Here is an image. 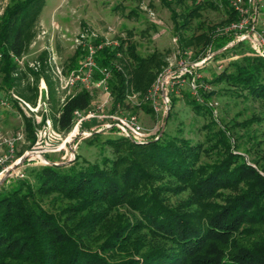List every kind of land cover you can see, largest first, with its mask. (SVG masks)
Returning <instances> with one entry per match:
<instances>
[{
  "label": "trees",
  "instance_id": "16d2710c",
  "mask_svg": "<svg viewBox=\"0 0 264 264\" xmlns=\"http://www.w3.org/2000/svg\"><path fill=\"white\" fill-rule=\"evenodd\" d=\"M42 2L14 0L0 16V89L14 87L31 102L36 99V87L22 84L26 73L13 75L16 64L11 54L20 56L26 50ZM230 13L236 15L233 20L240 18L233 8ZM234 39L236 33L222 31L213 33L208 43L214 51L224 47L229 51L244 41ZM115 48L99 49L96 60L110 68L113 102L123 104L130 79L113 66ZM252 50L251 55L229 62L212 81L227 83L236 96L264 102V56L255 47ZM130 54L150 74L148 82L138 85L137 81L135 87L146 91L154 76L149 64H154L155 54ZM38 58L44 60L45 52ZM29 73L35 82L44 77L49 99L54 100L55 84L45 67ZM213 94H186L185 99L194 113L211 115L202 125L206 131L213 128L204 133L205 146L179 135L180 129L178 135L169 134L166 123L142 141L111 127L100 131L114 130L118 135L99 139L115 155L85 159L76 152L79 141L68 162H41L27 177L9 184L5 179L0 184V264H264V162L235 152L228 129L217 125L212 116ZM91 99L85 88L66 96L56 112H50L54 127L68 131L73 111L87 109ZM169 102L172 105L174 98ZM143 106L152 111L149 104ZM253 119L240 125L249 126ZM25 123L32 130L30 120ZM214 150L220 152L219 158L202 159ZM156 171L187 183L196 201L183 210L166 204L159 186L149 185ZM125 207L134 218L121 215L112 226L104 227L113 211ZM249 235L256 238L243 242L241 238Z\"/></svg>",
  "mask_w": 264,
  "mask_h": 264
},
{
  "label": "rangeland",
  "instance_id": "374dc122",
  "mask_svg": "<svg viewBox=\"0 0 264 264\" xmlns=\"http://www.w3.org/2000/svg\"><path fill=\"white\" fill-rule=\"evenodd\" d=\"M12 1L14 0H0V16L5 13V9ZM234 1L43 0L37 21L32 29L33 36L24 55L30 61L36 59L42 50H51L57 62L65 69H69L78 65L87 43L98 44L103 38L108 37L117 42L114 46L116 48L112 59L113 66L130 79L123 104H114L111 92L107 94L93 86L86 88L78 85L72 89V93L81 88L89 90L92 95L91 107L99 105L103 99H108L105 111L110 109L118 113L135 115L143 133L154 127L158 132L162 129V124L164 127L166 123L165 131L169 134L178 135V129H180L179 135L205 146L208 144L205 132L213 128H208L209 130L206 131L202 125L209 120L211 115L203 116L194 113L185 99L186 94L197 97L199 92L207 94L213 91L214 94L210 101L213 107L212 116L217 125L228 129L232 144L235 143L237 146L235 152L241 153L247 160L264 162V102L247 97V95L236 96L229 92L231 87L227 83L212 81L213 76L228 66L229 62L239 60L244 55H251L252 47L262 51L251 38L242 39L244 41H241L240 45L229 51H225V47L214 51L208 43L213 33L224 31L236 17L235 14L230 13L232 8L240 16L239 11L233 6ZM239 6L246 10L245 16L249 17L251 22L255 17L257 27L264 31V0L254 2L239 0ZM192 8L195 10L189 13ZM148 10L154 12V21L149 17ZM182 22L184 24L180 26ZM108 27L112 30L109 31ZM234 41L239 40L236 38ZM234 41L229 42L228 45ZM131 51L143 57L155 54V57L159 58L152 59L155 65L149 64L154 76L146 91L135 87L137 81L138 85L148 82L150 74L145 66L138 65V62L131 56ZM164 75L163 90L159 91L157 97L160 109L157 113L153 110L147 111L143 106V104H149V101L145 99V94L156 83L157 78L160 77L162 81ZM108 86L110 90L109 82ZM6 90L2 88L0 92L4 93ZM131 93H135L136 96L128 97ZM163 95L167 97L166 105ZM170 97L174 98L172 105L169 102ZM59 104L60 96L56 94L55 99L50 102L51 111L56 112ZM1 113L5 133H14L24 126V140L16 144L14 154L9 159L21 157L34 145L36 139L34 125L31 122L32 130L27 129L25 122L28 117L16 104H13L10 109L4 108ZM251 117L254 118L251 125H240L242 121ZM94 124L85 123V126L89 127ZM98 133V136L94 133L92 138H81L76 149L80 156L93 161L98 160L102 154L115 155L109 146H101L99 136L118 135V133L114 130ZM219 154L220 152L214 150L204 154L202 159L209 161L217 159L220 157ZM45 158L57 163L69 161L68 155L63 152H52L46 154ZM40 163L38 156H25L8 175L0 178V184L5 179H7L6 184H9L15 178L29 176V172L34 167L40 166ZM156 173L149 179V185L159 186V195L166 204L183 210L196 201L187 183H180L161 171H156ZM121 215L129 219L134 218L132 212L126 207L120 208L117 213L113 211L104 223V227L112 226ZM255 238L256 235H249L241 239L243 242H251Z\"/></svg>",
  "mask_w": 264,
  "mask_h": 264
},
{
  "label": "built area",
  "instance_id": "2783aa9c",
  "mask_svg": "<svg viewBox=\"0 0 264 264\" xmlns=\"http://www.w3.org/2000/svg\"><path fill=\"white\" fill-rule=\"evenodd\" d=\"M255 0H249L254 2ZM233 6L239 11L240 18L230 22L224 31L236 33V38L242 40L251 38L261 48L259 53L264 56V31L256 26V19L251 22L249 17L245 16L246 10L239 6V0L233 2ZM148 15L152 21L155 19L154 12L148 10ZM109 31L112 30L108 27ZM83 37L82 34H80ZM92 35H95L92 33ZM117 42L105 37L98 44L91 42L86 44L85 52L77 66L65 69L57 60L54 52L51 50H42L46 52L44 60H40L37 56L34 60H27L24 52L20 55L11 54L13 61L16 64V69L13 72L14 76L26 73V77H22V83H28L30 86L36 87V99L31 102L19 95L14 87L8 88L4 93L0 92V112L10 109L13 104H16L24 113L30 122L34 125V133L36 139L30 150L26 151L21 157L9 159L14 154V149L18 142L24 140V126L14 133L8 134L3 131V114H0V178L7 171H11L21 159L27 155L38 156L39 160L44 163H50L45 158L46 154L52 152H63L67 154L69 160L74 158V149L81 138L89 137L94 131H100L111 127L117 128L120 134L135 140L142 141L149 136L156 135L157 129L154 127L146 133L141 132V126L137 117L133 114H123L116 111H105L108 99H103L97 106H89L87 109H76L73 111V125L66 131L57 130L52 121L50 99L47 92V85L43 76H39L35 82L34 75L29 73L39 72L42 67L50 75L54 81L57 94L60 96V102L68 95L72 94V89L78 85L89 88L90 86L101 89L103 92L110 94L108 82L111 76V70L107 66H99L96 60V54L99 49L104 47H114ZM2 52L0 51V58ZM44 64L45 66H42ZM165 75L160 81L157 78L156 83L145 94V99L154 112H158L160 107L157 101L159 91L163 90ZM193 85V83H192ZM195 85V84H194ZM194 87V86H193ZM135 93H131L128 97H135ZM165 105L167 103L166 95H163ZM93 126L86 127L85 123ZM25 125V123H24ZM156 129V130H154Z\"/></svg>",
  "mask_w": 264,
  "mask_h": 264
},
{
  "label": "water",
  "instance_id": "95a60500",
  "mask_svg": "<svg viewBox=\"0 0 264 264\" xmlns=\"http://www.w3.org/2000/svg\"><path fill=\"white\" fill-rule=\"evenodd\" d=\"M161 128H163V124H162V127ZM51 163V162H50ZM9 172H10V170L9 171H7L5 174H4V176L3 177H5L6 175H8L9 174ZM2 179V178H1ZM0 179V180H1Z\"/></svg>",
  "mask_w": 264,
  "mask_h": 264
},
{
  "label": "crops",
  "instance_id": "0c3cea01",
  "mask_svg": "<svg viewBox=\"0 0 264 264\" xmlns=\"http://www.w3.org/2000/svg\"><path fill=\"white\" fill-rule=\"evenodd\" d=\"M41 52H45V51H41ZM41 52H40V53H41ZM40 53H39V54H40ZM39 54H38V55H39ZM45 56H46V52H45ZM2 93H3V92H2Z\"/></svg>",
  "mask_w": 264,
  "mask_h": 264
}]
</instances>
